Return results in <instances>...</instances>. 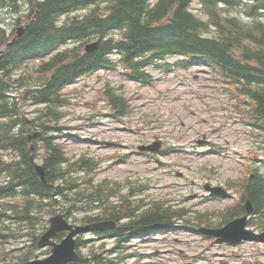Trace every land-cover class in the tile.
I'll list each match as a JSON object with an SVG mask.
<instances>
[{"label": "trees", "instance_id": "obj_1", "mask_svg": "<svg viewBox=\"0 0 264 264\" xmlns=\"http://www.w3.org/2000/svg\"><path fill=\"white\" fill-rule=\"evenodd\" d=\"M199 1L210 14V20L193 13L190 9L193 0H38L21 35L8 33L0 23V49L4 47L0 51V146L17 153L7 169L11 180L0 187V196L14 195V186L19 185L22 195L38 199L40 215L47 207L46 202H56L70 188L77 190L82 186L71 173L68 175L65 165L69 157L59 139L65 100L62 89L82 73L113 68L112 54L119 55L126 71L136 78L144 75L146 66H159V60L173 54L196 58L209 66L215 64L227 75L262 86L251 92L257 96L260 93L264 117V23L249 25L237 17L219 15L218 8L221 5L231 9L247 3L248 13L259 15L264 11V0ZM84 9H88L85 14L69 17ZM63 16L66 18L61 21ZM212 27L217 30L213 35L209 31ZM116 31L120 34L116 35ZM90 39H98V45L94 51L85 53L82 45ZM70 42L73 44L69 45ZM16 91L21 92L23 101L36 106L30 124L42 131L35 155L46 170V183L33 172L27 139L31 127L24 114H20V96L13 95ZM106 94L109 101L120 105L119 111L127 106V99L122 94H113L112 88L108 87ZM73 164L81 169L90 168V161L85 158ZM89 182H84L87 188ZM258 196L254 187L251 197L259 201ZM84 197L87 204L96 200L104 203L107 199V195L101 192L99 195L96 190ZM126 205L127 202H121L105 213L118 218L119 213L126 211ZM23 208L25 220L32 207L26 204ZM160 208L153 205L128 226H153L168 221L166 214L159 213ZM125 230H129L127 225ZM90 253L94 264H112L111 259L101 261L96 251Z\"/></svg>", "mask_w": 264, "mask_h": 264}, {"label": "rangeland", "instance_id": "obj_2", "mask_svg": "<svg viewBox=\"0 0 264 264\" xmlns=\"http://www.w3.org/2000/svg\"><path fill=\"white\" fill-rule=\"evenodd\" d=\"M11 2L8 1L1 8L0 22L8 33L13 34L19 25L30 20L33 9L30 0H15L14 5L17 7ZM246 8V5H242L237 9L221 10V13H231L230 15L237 16L241 22L249 25L257 23L253 17L245 15ZM191 10L201 18L211 19L206 16L207 12L198 0L192 2ZM82 12L83 10L78 13ZM65 17L60 20L63 21ZM260 19L264 22V13ZM167 60L172 63L180 61L177 56L168 57ZM146 69L151 75L149 84H142L125 76L121 65H118L116 70H99L93 75L80 76L65 87V97L70 104L64 107L65 115L60 126L65 128L61 142L69 157L65 165L68 175L71 173L75 181L84 183L91 180L87 186L92 189L113 185L115 194L119 198L129 196L131 205L139 201L138 199H144V202L159 200L185 211L175 230L157 235L152 240L149 238L138 243L132 242L127 256L136 252L135 254H140L142 258L133 260L130 257L122 263L178 264L181 259L178 248L184 250V255L206 249L205 240H201V236L197 237V233L192 229L197 228L198 223H209L202 218L208 211L212 212L210 223L214 222V226H217L224 205L230 203L231 199L207 200L200 189L190 185L188 180L175 176L173 168L199 183H203L210 175L212 183L223 185L233 194L231 182H237L236 175L243 166L242 160L237 161L236 152L245 154L251 146V139L241 133L242 126L232 125L233 122H230L233 121L231 117L236 115L231 112L230 101L225 93L221 92L218 80L209 67L193 62L187 67L175 66L168 71L151 66ZM108 84L129 99L128 106H131L132 112L121 121L110 115L109 103L105 100L103 92V87ZM222 106L227 108L223 109ZM188 107L193 110L192 113L186 110ZM20 108L24 116L31 118V115H34L33 106L28 103H24ZM210 110L215 111L211 116ZM213 115L220 122L227 123L221 126L220 130L209 133V121ZM127 127L132 131L126 130ZM198 129L207 133L208 139L223 145L219 148L223 152L221 155L218 154L219 149L216 153L198 152L203 147L191 142L196 139ZM157 140H163L165 146L171 144L177 147L173 148L177 149L175 152L160 158L163 164L158 165L155 159L144 160L135 153L125 156L127 146L135 148L137 144ZM0 155L4 159L9 158L8 151L3 152L2 147ZM80 158L90 159V168L81 169L73 164ZM254 159V168H259L264 175L263 151L256 150ZM73 193V189H70V194L58 198L57 205L54 203L55 205L47 206L44 214L50 210L52 213L53 209L65 210L69 202L74 201ZM114 199L110 200L115 201ZM77 202L81 205L86 201ZM1 203L4 204V199ZM98 211V207L91 205L86 211H79L75 216L81 220L85 216L96 215ZM90 236L85 234L83 238L88 239ZM94 243H99L100 248H110L113 240H96ZM15 247L14 240L0 246V260L3 261L4 257L18 252ZM166 248L170 251L167 252ZM82 250L85 252L86 249ZM210 263L264 264V244L249 241L235 245L213 244L209 252L196 261V264Z\"/></svg>", "mask_w": 264, "mask_h": 264}, {"label": "water", "instance_id": "obj_3", "mask_svg": "<svg viewBox=\"0 0 264 264\" xmlns=\"http://www.w3.org/2000/svg\"><path fill=\"white\" fill-rule=\"evenodd\" d=\"M19 34L22 32V27L18 28L17 31ZM97 42L91 43L86 45V50L90 51L95 48ZM38 133L33 134L32 136H29L30 138L36 137ZM34 171L43 182L46 181L45 176V170L42 165L35 164L34 165ZM51 226L48 229L47 233L41 238L39 244L43 245L48 242V238L57 230H64L68 229L70 230V233L68 236L61 241L60 244H56L55 242H51L50 244L53 246L52 249V256L45 258L44 260H35L32 262H28L26 264H62L63 262L67 261L68 259L75 258V253H73V247H74V240H72V235H74L77 232L86 231V230H92L94 228H99L103 226V224H91L87 226L82 227H76L75 229L72 228V226L68 225L65 220H63L61 215H56L50 219ZM106 226V224H104ZM234 232V230H232Z\"/></svg>", "mask_w": 264, "mask_h": 264}, {"label": "flooded vegetation", "instance_id": "obj_4", "mask_svg": "<svg viewBox=\"0 0 264 264\" xmlns=\"http://www.w3.org/2000/svg\"><path fill=\"white\" fill-rule=\"evenodd\" d=\"M6 2L10 1V0H5ZM12 3V2H11Z\"/></svg>", "mask_w": 264, "mask_h": 264}]
</instances>
